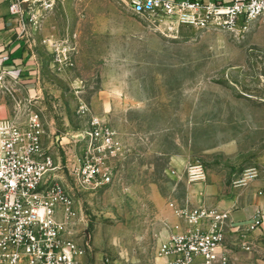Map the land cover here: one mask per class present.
Returning <instances> with one entry per match:
<instances>
[{"label":"rangeland","instance_id":"obj_1","mask_svg":"<svg viewBox=\"0 0 264 264\" xmlns=\"http://www.w3.org/2000/svg\"><path fill=\"white\" fill-rule=\"evenodd\" d=\"M42 26L49 60L31 111L78 140L76 164L92 117L124 147L111 182L96 189L69 174L71 158L59 151L52 177L77 199V217L62 221L85 249L80 264H163L157 247L178 224L159 213L176 215L171 203L187 200L190 162L207 169L200 184L213 180L227 195L240 190L233 182L244 168L264 177V22L165 29L116 0H56ZM28 111L17 104L13 117Z\"/></svg>","mask_w":264,"mask_h":264},{"label":"built area","instance_id":"obj_2","mask_svg":"<svg viewBox=\"0 0 264 264\" xmlns=\"http://www.w3.org/2000/svg\"><path fill=\"white\" fill-rule=\"evenodd\" d=\"M139 17H149L165 29L188 26L200 30L235 32L256 21L264 22V0H116ZM18 22L20 38L37 32L56 0H6ZM51 40L44 39L43 43ZM53 45L54 42H51ZM9 55L4 56L8 60ZM4 83V72L0 75ZM43 123L38 112L28 111L0 119V264H80L85 249L64 231L62 218L77 217L75 200L66 186L52 177L54 159L42 148ZM84 151L78 164L69 160L71 176L85 189L109 184L111 160L124 152L117 133L100 118L92 117L82 134ZM257 166L244 168L235 178L236 188H247L260 178ZM190 184L208 177L200 161L186 166ZM264 196V188L257 191ZM186 228L161 241L156 254L164 264H237L224 246L226 228L240 235L241 248L255 250L251 232L262 229L264 209L259 208L246 225L230 223V210L171 203ZM62 214V218L58 215ZM250 264H264L250 263Z\"/></svg>","mask_w":264,"mask_h":264},{"label":"crops","instance_id":"obj_3","mask_svg":"<svg viewBox=\"0 0 264 264\" xmlns=\"http://www.w3.org/2000/svg\"><path fill=\"white\" fill-rule=\"evenodd\" d=\"M43 26L41 25V28L33 34L30 32V36L20 38L18 22L11 17L6 0H0V75L4 72L5 76L4 83L0 81V119L13 118L17 104L20 105L21 112L34 110V107L38 105V99H34L33 94L41 93L42 73L47 69L45 64L49 60V54L42 52L40 45L47 30ZM36 46L40 48L37 49ZM6 55H9L8 60H4ZM13 96L16 98V105ZM40 116L43 123L42 148L46 154L53 157L56 176L60 167L59 151L70 156L69 160L76 163L74 154L77 152L78 140L71 133L58 134L54 121L44 112ZM261 178L249 187L240 189L237 194L233 192L231 195H227L226 188L213 180L205 184H191L187 189V200L175 204L178 206L205 204L207 207L230 210L231 225H246L253 220L259 208L264 209V196L257 194L260 188H264V177L261 176ZM64 184L75 200L76 209L79 210L74 193L68 184L65 182ZM58 217L62 218V214ZM159 217L168 218L171 224H178L180 230L187 226L183 219L164 209L160 211ZM176 231L175 229L174 232ZM250 239L255 245V250L247 252L241 248L239 233L235 232L231 226L226 228L223 244L233 262L237 264L263 262L264 233L262 229L251 232Z\"/></svg>","mask_w":264,"mask_h":264}]
</instances>
